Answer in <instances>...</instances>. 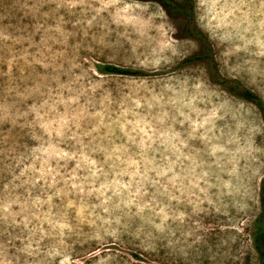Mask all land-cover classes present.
Masks as SVG:
<instances>
[{"label":"rangeland","instance_id":"1","mask_svg":"<svg viewBox=\"0 0 264 264\" xmlns=\"http://www.w3.org/2000/svg\"><path fill=\"white\" fill-rule=\"evenodd\" d=\"M191 5L0 0V264H264V0Z\"/></svg>","mask_w":264,"mask_h":264},{"label":"trees","instance_id":"2","mask_svg":"<svg viewBox=\"0 0 264 264\" xmlns=\"http://www.w3.org/2000/svg\"><path fill=\"white\" fill-rule=\"evenodd\" d=\"M138 1H153L158 3L160 6L164 8L165 11L171 12L175 15L183 17L187 20L186 22V30L189 36L199 37L197 31L194 29L191 19V0H182V3H176L173 0H138ZM98 71L101 73L107 74H115V75H122V76H138L141 73L139 71H134L126 68H119L111 65H103L97 67ZM210 78L214 80V82L226 87L231 88L230 92L235 94L237 97H240L248 102L254 104L262 113V118L264 121V108L261 105L260 101L253 95L252 93L246 91L245 89L241 88L236 82L233 81H223L217 78L216 73H211ZM229 86V87H228ZM256 226L259 224V219L255 222ZM258 235L259 229H256L255 233L253 234V244L254 248L259 251L258 245Z\"/></svg>","mask_w":264,"mask_h":264}]
</instances>
